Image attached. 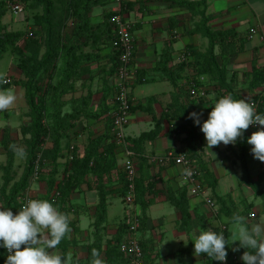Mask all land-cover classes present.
<instances>
[{"label":"crops","instance_id":"crops-1","mask_svg":"<svg viewBox=\"0 0 264 264\" xmlns=\"http://www.w3.org/2000/svg\"><path fill=\"white\" fill-rule=\"evenodd\" d=\"M125 6V20L131 24L135 39L133 66L136 69V77L131 86L130 96L135 107L142 104L149 109V111L141 110L138 107L133 109L130 123L126 128V136L131 142L143 133L152 131L157 125L161 128L156 138L147 140L141 145L142 152L138 153L134 149L131 150L135 154L132 160L137 167L139 176L144 180L145 185H152L145 196L149 203L147 209L143 212L136 203L134 206V211L145 221L144 225L140 226L138 233L141 237V243H144L146 249L149 250L157 242H163L167 232L158 231V228H163L165 224V220L162 218H170L168 223L173 224V227L170 228L176 236L182 235L184 237L187 235V233L179 230L181 213L170 200L171 195L179 198L183 192L186 193L189 201L191 217L194 219L202 218L201 221L209 228H215L218 225L220 227L227 222L231 223L229 218L237 212L242 215L241 208L243 206L250 208V212L244 216L245 218H248L253 211L256 215L249 217L257 218L250 222L251 226L264 225V211L261 212L259 207L260 204L264 206V200L262 196L242 181L244 170L238 146L220 143L208 148L204 133L200 130L199 125L194 124L192 119L184 120L181 112L171 113L173 116L171 119L170 107L173 105V95L180 97V103L186 107L187 114L191 112L202 113L201 123L208 118V114L212 110L211 106L220 95V91L213 84L208 85V94L205 98L200 99L191 96L188 92L191 77L185 78L186 72L173 85L159 69L160 61L165 54H169L171 58L169 67L174 66L176 68V65L180 63L178 58L187 47L193 46L200 51L206 50L208 40L200 34L190 32L194 23L199 21L197 18L200 19V16L191 15L188 10L177 5L175 0H124V9ZM114 8V0L103 1L93 8L90 15L91 23L95 26L103 23L105 16L113 13ZM205 14L210 19L209 25L213 30H233L239 37H247L243 49L228 58L227 83L232 87L229 94L234 99H244L246 102L253 100L258 95L264 96V84L254 90L249 88L252 68L254 66L258 69L264 67V0H207ZM75 24L76 22H74V26ZM251 29L256 30V34L252 38H250ZM106 42L101 41L100 46L98 45L96 48H94L96 44H90L84 49V53L91 52L95 55L94 57H97L96 61L92 63L90 72L95 76L102 77L101 84L106 85L105 90L110 92L107 102V110H109L108 114L110 115L111 97L116 76L115 69L112 75L110 71L116 59L113 56V48ZM84 76L87 78L90 75L86 73L82 77ZM149 102L150 107H148ZM262 112L264 115V104ZM86 119H89L86 124L82 123L81 127L77 123L75 128L67 131L66 136L68 138L63 137L61 140L62 157L66 153L70 157L71 154L74 156L76 152L82 153L84 151L87 145L74 151L75 146L83 141V137L76 136L78 134L87 133L88 138H97L105 134L108 137L106 143L114 142L111 117L110 119L105 118V116L95 120L92 117ZM174 122L180 127L176 131L171 130ZM190 132L195 136L197 153L201 158L200 163L196 158L192 159L194 160L193 167L202 174L204 171H208L213 176V180L216 181V184L213 185L211 180H206V176L201 178L202 188L214 202V207L211 210L201 196H194L191 193V186L184 179L182 166L175 165L173 162L157 165L147 159L148 156L163 154L169 150L176 153L187 152L186 139ZM245 133L248 139L253 132L246 129ZM68 139H70L71 145L69 147L73 148L71 151L65 150V141ZM251 147L246 143V165L253 182L259 189L264 190L263 162L253 157L250 152ZM114 153L118 167L110 174V177L113 180L111 189L117 191L121 190L118 174L123 172L126 159L125 148L116 145ZM38 188L39 197L46 194L44 185ZM245 189H248L250 193H246ZM113 192L115 193V191ZM114 193L107 200V221L104 225L105 229L109 227L108 231L106 230L109 239L118 230V226H114L117 224L116 218L119 216L118 211L114 209L116 207L115 198H119L123 203L122 218H119L121 222L118 223L121 224L130 218L129 214L126 213L128 208L124 202V197ZM98 203L99 193L95 189L93 178L87 180V183L83 184L79 191L71 194L68 205H73L71 206L73 210L68 215L70 224H73L77 230H73L69 236L77 238L79 244L77 247L69 248V260L76 256V259L80 261L87 256L88 250L84 248V245L92 242L87 240L89 239V231L93 232ZM112 226L115 227L114 230L110 229ZM235 226L231 223L227 228L226 234L230 243L236 238L234 235L230 236V233L236 231L234 230ZM198 231L203 230L199 229ZM147 239L150 241L146 242ZM152 239L153 241H151ZM159 253L164 254L165 251H159Z\"/></svg>","mask_w":264,"mask_h":264},{"label":"trees","instance_id":"trees-1","mask_svg":"<svg viewBox=\"0 0 264 264\" xmlns=\"http://www.w3.org/2000/svg\"><path fill=\"white\" fill-rule=\"evenodd\" d=\"M103 1L105 0H40V3L42 4V14L39 18H37L40 28L32 33L38 37V40L34 42L35 47L30 44L26 45V49L31 52V56L19 51L22 55L19 70L24 78L16 81L15 85H18L19 83V85L23 86L27 99L31 101L33 100L32 88L35 86V81L41 80V76L43 74H47L54 70L58 59L62 56L65 57V76L67 78L74 79V76L76 75L82 77L83 74L88 73L90 71L88 69L89 66L94 63L97 58L94 57L95 55L91 52L84 53V49L87 46H90V44H96L95 46L93 45L94 48H96V46H100L101 41H107L106 43L113 48V56L116 59L110 71L111 75L114 69L115 71L117 70L119 65L118 52H116L115 48L112 46L113 29L110 22L113 13L105 16L103 23L96 26L91 23L90 19L93 8L101 4ZM175 1L177 5L188 10L191 15L200 16L199 21L194 23L190 32L192 34H200L202 37L206 38L208 40V46L205 51H200L193 46L187 47L183 52V56L186 58L182 62L178 63L176 68H174V66L169 67L171 58L169 54H165L160 61L159 69L164 73L165 78H167L173 85L180 80L185 72V78L205 76V85L208 86L214 84L220 91V95L218 97L219 99L220 97L226 95L229 90H232L230 84L227 83L228 58L243 49V45L247 41V37H239V35L233 30H213L209 25L210 19L205 14L207 0ZM22 2L25 4L26 8L29 7V2L27 0H22ZM5 3L6 2L4 1H0V60L2 59L3 54L7 51L8 47L15 46L16 42L21 39L20 37L25 35H23L22 32L8 31L4 26L2 19L5 16ZM124 11L126 12V6ZM71 18L76 21V24L73 31L66 35L64 34V30ZM42 47H44L45 50L38 63L35 64L34 60H36L40 55ZM262 84H264V67L258 69L254 66L251 71L249 88L254 90ZM10 86V84H0L2 89H10ZM73 88V85H70L69 87H62L60 93L66 94L70 92V90H73ZM54 89L55 95H58L59 86ZM260 96L261 95L254 97L253 100H256ZM262 97L264 100V96ZM91 98V92H88L86 96L81 98L82 100L78 105L73 106V111L71 113L65 114H62L63 104L57 102L56 100L53 101V111L51 115L52 126L47 125L45 121V100L41 98L37 103L32 101L30 110L31 123L25 131L30 134L29 143L34 150L32 153V162L37 159V153L42 152L41 165L42 163L44 164L46 162H50V165L52 166L51 177L45 180L50 187L56 188V193L53 198H56L57 202H61L62 204H65L66 202L68 203L71 194L75 191H79L81 186L87 183V177L91 176L93 178L95 189L99 193V203L96 206L92 232L93 240L88 245L86 264H93L95 259L101 260L103 256L105 257V264H128V258H126L119 251V244L128 233L129 218L118 226L117 232L109 240H104L102 236L105 229L104 225L107 221V200L113 193V190L111 189L113 180L110 177V174L118 167L117 159L114 153L116 148L115 141L113 143H106L108 137L105 134L97 138H89L84 151L82 153H75L73 156L68 169L66 168V170H68L67 175L60 181L57 179L59 170L58 160L62 157L61 140L67 131L76 127L79 120L95 116L91 114L88 109ZM106 99L107 95H105L103 100L106 101ZM148 105V107H150V102ZM136 107L141 110L149 111V109L142 104H138ZM136 107H132L131 111H133ZM262 107L263 104L259 108L260 115H263ZM170 109V114L181 112L183 119L189 120L186 107L180 103V97L178 95H173V105ZM171 119H173L172 114ZM179 128L180 127L177 126L176 122H174L171 130L176 131ZM160 129V126L157 125L152 131L143 133L131 142L127 139L129 149H134L138 153L142 152L141 145L147 140H153L156 138ZM47 137L52 139V147L48 150H43L42 144ZM186 142L187 152L185 151L183 154H185L189 159L196 158L200 163L201 158L197 153L195 136L192 132L188 133ZM246 143L247 136L244 130L242 136L238 137L235 143V146H238L241 152V160L244 170L242 181L251 187L258 195L262 196L264 200V190L259 189L253 182L246 165ZM2 145L7 150L9 159H12L14 155L13 148L15 142L11 138L8 131L3 134ZM203 169L201 168V170ZM118 176L121 184L119 195L121 197H125L127 193L128 181L124 172H121ZM203 176H206L207 181L211 180L213 185L216 184V181L213 180V176L208 171H204L202 177ZM26 186L27 182L17 184L13 189V193L24 190ZM151 187L152 185H145L144 180L139 176L138 172L135 179V203L138 207L142 208L143 212L147 209L149 204L145 199V196ZM170 200L181 213L179 225L180 231L187 233L196 226L203 227L204 230L207 229L206 224L201 221L202 218L194 219L191 217L189 201L185 192L181 193L179 198L171 195ZM19 208L20 206L16 204V206L12 209L13 213L15 214ZM139 220L141 225H144V218L139 217ZM70 227H73V224H71ZM232 243L228 242V254L226 262L223 264H238L232 259L234 255ZM72 244L73 243H71L70 240L61 241L58 245L61 254H66L68 256V250ZM141 246L144 252H146V247L143 244H141ZM93 250L99 254L98 257L92 256ZM177 252V264H188L184 258V251L179 249ZM3 258L5 261L4 248ZM206 258L207 264H221V262L214 261L207 256ZM73 264H79L78 260L76 259ZM144 264H146L145 260Z\"/></svg>","mask_w":264,"mask_h":264},{"label":"rangeland","instance_id":"rangeland-1","mask_svg":"<svg viewBox=\"0 0 264 264\" xmlns=\"http://www.w3.org/2000/svg\"><path fill=\"white\" fill-rule=\"evenodd\" d=\"M4 1L5 6V16L2 19V22L6 29L11 32H22L23 37H20L16 42L15 46H9L7 51L3 54L2 59L0 60V76H8L10 79V89H12L16 94V101L15 103L7 110L0 111V206L2 207H10L13 208L16 206H22L24 199L26 198H32V199H44L49 200L54 203V205L57 207V209L61 212L66 213L67 215L73 210V207L68 205L66 202L65 204H62L61 202H57L56 198H53V196L56 193V188L50 187L46 182L45 179H48L51 177V170L52 166L50 165V162L42 163L41 165V156L42 152L37 153V159L32 162V153L33 149L29 143L30 134L25 131V129L30 125V110L32 106V101L37 103L41 98L45 100V121L46 124L49 126H52V111H53V101H57L61 104H63L62 114L72 112L73 106L78 105L81 102V98L86 96L88 92H91L92 98L89 106V111L92 113L93 116L92 119H99L101 116H105V118L110 119V115L108 114L109 110H107V102L108 97L110 95V92L105 90L104 84H101L102 77L95 76L92 74L91 66H89V73H87V78L74 76L75 78H67L65 76V57L62 56L58 59L56 63V67L54 70L50 71L47 74H43L41 76V80L35 81V86L32 88V101L27 99L25 96V89L22 85H15L16 81L22 80L24 76L22 75L21 71L19 70V64L22 61V55L19 51H22L24 54L31 56V52H29L26 49V45L30 44L31 46L35 47L34 42L38 40L37 36L35 34H32L35 32V30L40 28L39 22L37 18H39L42 14V4L40 3V0H27L29 2V7H25L24 12L19 15H14L11 12L10 6L13 4L14 1L22 2V0H0ZM24 1V0H23ZM23 3V2H22ZM199 20V18H197ZM74 22H76L74 19H70L66 29L64 30V34H70L73 31L74 28ZM45 48L42 47V50L40 52V55L36 60H34V63H38L41 55L43 54ZM92 75V76H91ZM98 77V79H97ZM21 82V81H20ZM70 85H73V90H70V92L66 94H61V88L62 87H69ZM59 86L58 89V95H55V89ZM0 90L2 88L0 87ZM230 91V90H229ZM228 91L227 94L230 92ZM105 95H107L106 101L103 100L105 98ZM105 102V103H104ZM89 119L82 118L78 121V124L82 127V123L86 124ZM8 131L11 138L15 142L14 148L16 151H14V155L12 159H9L7 150L2 145L3 140V134L4 132ZM76 136L83 137V141L80 144H77L75 146V150L78 148L81 149L82 147L86 146L88 143V134L82 133L78 134ZM66 134L64 135V138L66 139ZM68 138V137H67ZM68 141H65V150L71 151V145ZM73 141V138L71 139ZM75 143V142H74ZM70 146V147H69ZM52 147V139L47 137L45 138L44 143L42 144L43 150H48ZM22 150V152H21ZM77 153V152H76ZM69 156L66 153L63 155L62 158L58 160L59 163V170H58V177L57 179L60 181L64 178V176L67 175L66 168L68 169L70 165V160L68 159ZM38 170V172H37ZM92 179V177H87V180ZM22 182H27V186L24 190L18 191L13 193V189L16 187L17 184H21ZM43 183V184H42ZM91 183V182H90ZM88 183V184H90ZM113 184V183H112ZM40 185V186H39ZM45 187L46 194L39 197L40 191L38 190V187L43 186ZM114 194H119L120 190H114ZM246 193H250L248 189H245ZM116 199V209L119 215L116 218V225L112 223L114 226H119L121 222L119 221V218H122V212H123V203L120 201L119 198ZM261 202V200L259 199ZM255 206V205H254ZM260 210L261 212L264 211V206L260 204ZM239 208V207H238ZM242 215L245 216L250 212L249 207H242L241 208ZM253 211V210H252ZM126 213L129 214V211L126 210ZM252 215L254 216L255 213L253 211ZM69 216V215H68ZM256 216V215H255ZM157 219V218H153ZM165 220V224L163 225V228H158V231H165L167 232L164 240L162 243L157 242V244H153L151 249H146V257H145V263L146 264H177V249H182L184 251V258L187 261L188 264H207L206 255L201 254L199 256L194 255V244L193 239L195 236L199 233V229L204 230L203 227H194L189 232H187L186 236L178 235L176 236L174 234V231H171L170 227H173V224H169L170 218H162ZM223 219V218H222ZM231 219V218H229ZM257 218H246V223L251 226L250 222L252 220H256ZM263 219V218H262ZM123 222V221H122ZM71 225V224H70ZM69 225V226H70ZM224 229L219 225L216 227L215 230L223 231L225 233V237L227 238V228L229 225H231L230 222H227L225 224H222ZM206 228H209L206 225ZM237 226L234 227V230H236ZM71 231L66 235V237L62 241L70 240L72 244L71 247L75 246L77 247L79 244V240L77 238H72L69 236L73 230H77V228L70 227ZM109 227L104 229V233H102L104 240H109V236L107 235ZM110 229L114 230L115 227H110ZM107 230V231H106ZM229 230V229H228ZM111 233V231H109ZM233 231L232 233H234ZM92 233L89 231V239L88 242H91L93 240ZM183 237V238H182ZM236 237V236H235ZM237 237L234 239L236 240ZM141 240V237H140ZM150 241L149 239L146 240V242ZM153 241V239L151 240ZM90 244V243H89ZM88 244V245H89ZM142 244V243H141ZM190 244V245H189ZM88 245H84V248L88 250ZM144 245V243H143ZM23 247V246H22ZM81 247V246H80ZM184 249V250H183ZM59 253L61 251L59 250L58 246L56 249ZM232 250H234V254H236L237 258L234 259L238 264H242L243 261L241 260V255L246 250L244 248H240L238 243H233ZM160 252H164L163 254H160ZM176 251V252H175ZM175 252V253H174ZM74 261H76V256L71 258L69 260V264H73ZM101 264H105V257L103 256L101 258ZM79 264H86V257L82 260H78ZM0 264H4V258H3V248H0Z\"/></svg>","mask_w":264,"mask_h":264},{"label":"clouds","instance_id":"clouds-1","mask_svg":"<svg viewBox=\"0 0 264 264\" xmlns=\"http://www.w3.org/2000/svg\"><path fill=\"white\" fill-rule=\"evenodd\" d=\"M4 83H7L6 78L0 76V84ZM16 99L12 89L0 90V111L9 109ZM211 107L203 123L202 113L188 114V118L200 126L208 148L220 143L235 144L250 125L264 126V115L257 114L252 103L234 99L231 94L220 97ZM247 143L252 146L253 157L264 162V127L253 132ZM183 174L190 176L191 172L185 170ZM12 209L0 206V248L7 251L4 264H69V257L56 250L71 231L66 213L59 211L49 200L32 198L27 199L15 214ZM231 223L237 226L236 231L230 233L237 237L233 243L246 249L241 255L243 264H264V225L250 226L238 212L231 217ZM192 241L194 255L205 254L221 264L225 262L228 238L223 231L210 227L200 231ZM98 255L93 250L92 256ZM93 264H101L100 259H95Z\"/></svg>","mask_w":264,"mask_h":264},{"label":"built area","instance_id":"built-area-1","mask_svg":"<svg viewBox=\"0 0 264 264\" xmlns=\"http://www.w3.org/2000/svg\"><path fill=\"white\" fill-rule=\"evenodd\" d=\"M115 8L113 10V16L110 20L113 29V41L112 46L118 52L119 65L116 70L115 82L113 85L112 97H111V110L110 117L112 119V138L116 145L125 148L126 159L123 165V172L128 181L127 193L124 197V202L129 211V228L125 238L119 244V251L129 260L128 264H144L145 252L141 246V240L139 236V228L141 226L139 215L134 211L135 206V179L138 175V170L134 164L132 158L135 155L128 146L126 128L130 123L131 110L134 106L131 99V86L134 83L136 77V69L133 66V60L135 56V39L132 33V26L125 20L124 15V0H114ZM11 12L14 15H19L24 12L25 4L19 1H14L10 6ZM256 34V30L251 29L250 38ZM186 57L183 54L178 58L179 62H182ZM7 83L10 79L5 76ZM205 76H195L190 78L188 84V91L191 96L199 98H205L207 96L208 86L205 85ZM255 107V111L259 114V108L264 104L263 97L260 96L256 100H249ZM264 126L253 124L249 126V130L255 132ZM73 148H71L72 150ZM73 155L71 154L69 160L72 161ZM148 161L157 165H164L169 162H173L175 165L182 166L185 170L191 172L190 176H185L184 179L191 186V193L194 196H201L205 204L211 210L214 207V202L209 198L204 189L202 188L201 178L202 173L193 167L194 160L187 158L183 153H176L173 150H169L163 154H156L147 157ZM264 166V162H263ZM38 172V170H37ZM27 199H24L23 204ZM22 204V205H23ZM253 217V215H249ZM222 229L225 226H221ZM7 251L5 250V259ZM236 259V254L233 255ZM226 262V260H225ZM223 262V263H225Z\"/></svg>","mask_w":264,"mask_h":264}]
</instances>
